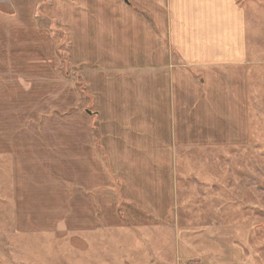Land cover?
I'll return each mask as SVG.
<instances>
[{
	"label": "rangeland",
	"instance_id": "1",
	"mask_svg": "<svg viewBox=\"0 0 264 264\" xmlns=\"http://www.w3.org/2000/svg\"><path fill=\"white\" fill-rule=\"evenodd\" d=\"M236 1L251 62L246 139H175V210L162 224L115 206L78 209L76 222L71 206L96 204L70 173L101 167L90 159L104 155L98 88L122 81L101 68L120 58L107 47L153 33L118 10L105 22L107 0H0V264H264V0ZM175 2L158 0L159 30Z\"/></svg>",
	"mask_w": 264,
	"mask_h": 264
},
{
	"label": "crops",
	"instance_id": "2",
	"mask_svg": "<svg viewBox=\"0 0 264 264\" xmlns=\"http://www.w3.org/2000/svg\"><path fill=\"white\" fill-rule=\"evenodd\" d=\"M113 1L107 0L105 22L109 24L113 15L109 10H118L121 18L146 26L154 42L107 47L120 58L102 62L101 68L105 66L122 81L109 80L98 88L104 155L90 159H97L101 167L95 174L84 164L80 173H70L75 183L84 181L76 189L85 187L88 195L95 192L96 204L93 196L79 199L74 206L71 202L72 214L77 222L81 220L78 209L131 207L139 220L146 217L158 223L159 218L166 224L173 222L175 210V139L186 138L185 146L246 139L244 87L251 62L244 15L236 0H176L170 5L172 13L166 19L163 14L164 28L159 30L158 0ZM208 110L223 117H198L197 113ZM193 115H197L195 124L184 128L183 123L195 120ZM101 220L106 221L104 216Z\"/></svg>",
	"mask_w": 264,
	"mask_h": 264
},
{
	"label": "water",
	"instance_id": "3",
	"mask_svg": "<svg viewBox=\"0 0 264 264\" xmlns=\"http://www.w3.org/2000/svg\"><path fill=\"white\" fill-rule=\"evenodd\" d=\"M125 3H128L129 1L128 0H123Z\"/></svg>",
	"mask_w": 264,
	"mask_h": 264
}]
</instances>
